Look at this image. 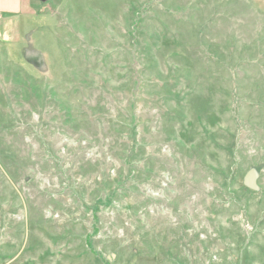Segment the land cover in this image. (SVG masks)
Instances as JSON below:
<instances>
[{
  "label": "rangeland",
  "instance_id": "1",
  "mask_svg": "<svg viewBox=\"0 0 264 264\" xmlns=\"http://www.w3.org/2000/svg\"><path fill=\"white\" fill-rule=\"evenodd\" d=\"M32 4L0 46V264H264V0Z\"/></svg>",
  "mask_w": 264,
  "mask_h": 264
},
{
  "label": "crops",
  "instance_id": "2",
  "mask_svg": "<svg viewBox=\"0 0 264 264\" xmlns=\"http://www.w3.org/2000/svg\"><path fill=\"white\" fill-rule=\"evenodd\" d=\"M33 13L32 0H0L1 47L19 44L22 33L25 31L22 29L20 21L22 17Z\"/></svg>",
  "mask_w": 264,
  "mask_h": 264
},
{
  "label": "water",
  "instance_id": "3",
  "mask_svg": "<svg viewBox=\"0 0 264 264\" xmlns=\"http://www.w3.org/2000/svg\"><path fill=\"white\" fill-rule=\"evenodd\" d=\"M258 175L259 172L257 169L255 167H250L243 176L242 184L249 189L259 190V185L257 184Z\"/></svg>",
  "mask_w": 264,
  "mask_h": 264
},
{
  "label": "trees",
  "instance_id": "4",
  "mask_svg": "<svg viewBox=\"0 0 264 264\" xmlns=\"http://www.w3.org/2000/svg\"><path fill=\"white\" fill-rule=\"evenodd\" d=\"M94 230H95V232L97 231L96 227L94 228ZM87 242L89 244V242H90L89 238H87ZM106 261H108V260H106Z\"/></svg>",
  "mask_w": 264,
  "mask_h": 264
}]
</instances>
